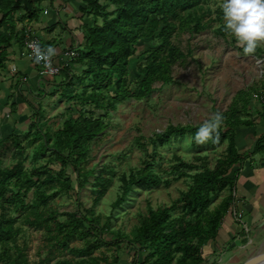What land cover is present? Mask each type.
I'll use <instances>...</instances> for the list:
<instances>
[{"label":"rangeland","instance_id":"rangeland-1","mask_svg":"<svg viewBox=\"0 0 264 264\" xmlns=\"http://www.w3.org/2000/svg\"><path fill=\"white\" fill-rule=\"evenodd\" d=\"M40 1L20 0L22 7L33 6L34 12L29 8L22 9V15L27 13L23 20L10 22L12 37L3 50L6 59L5 67L0 70V99L7 96V102L0 101V165L21 163L28 176L36 181V185L22 190L28 207L38 202L41 194H51L58 188H55L59 186L57 180L50 185L42 182L45 178L63 174V179H68L72 187L60 190L40 209L57 211L62 221L72 220L75 213L80 217L82 207L94 210L101 225L111 221L110 228L116 231L113 239L117 241L118 264H130L134 247L129 245L126 236L132 237L149 208L173 205L172 217L175 219L191 218L197 214V211L184 208V196L192 179L181 176L174 180V176L184 170L192 174L205 169L215 170L223 164L228 153V140L217 145L210 142L199 145L193 141L190 130L178 135L168 134L169 125L198 126L211 114L222 112L225 120L220 129L234 134L237 150V162L226 176L236 181L240 173L255 168L261 162L264 149L258 147L264 144V107L260 101L264 96V44L257 48L256 53L244 54L234 38L224 30L221 0H208L204 4L210 10L205 18V30L197 32L190 30L191 26L177 24L171 35L172 42L186 53L185 60L179 59L173 65L172 82L163 83L155 79L151 90L142 98L130 97L117 105L106 103L104 108H96L90 100L81 97L89 80L85 78L80 82L78 78L84 76L87 61L71 68L72 81H66L63 73L46 76L41 82L29 79L27 90L22 91V79L12 70V66L17 65L12 57L19 56V60L29 61L19 34H23L25 28L34 27L43 16L44 8L34 6H40ZM101 2L108 5V11L115 9L109 1ZM81 13L87 20L81 24L84 33L87 25L102 22L101 17ZM187 13L183 12L184 15ZM18 17L21 15L16 14L15 19ZM60 27L68 31L66 26ZM77 30L82 29L80 26L69 29L73 33ZM162 43L163 38L156 36L140 39L133 45L128 73L130 88L138 86L150 52ZM82 46L84 49H79V52H86L84 43ZM68 48H75V45ZM91 90L88 88V92ZM107 93L114 95L112 89ZM81 114L101 119L106 128L89 143V158L84 165L93 168V173L89 176V183L79 189L73 164L62 165L51 151L41 153L39 146L44 141L43 135L49 134L53 139L64 121L77 119ZM180 161L192 168L182 165L181 171L173 172ZM147 164L150 170L162 177V182L149 187L134 185L126 193L125 201L113 208L117 198L125 194L127 182H132L133 178L138 180V172ZM99 176L103 178L106 189L96 202ZM14 182L16 180L11 186ZM9 189L17 191L18 187ZM230 196L235 197L234 188L216 189L210 196L208 209L213 210ZM18 207L19 204L9 202V191L0 198V215L13 216L15 225L20 228L7 245L13 251L16 246L23 249L25 264H60L65 259L87 257L75 251L84 248L85 244V240L77 235L69 241L67 248H50L52 243L47 232L28 223L26 213H20ZM259 222L248 238L221 248L214 255L209 252L211 255H207L202 264H243L254 256L260 247H264V221L261 219ZM113 248L104 242L94 255L105 251L112 258ZM146 254L148 252H140V263L144 262ZM0 264H5V261L0 259Z\"/></svg>","mask_w":264,"mask_h":264},{"label":"trees","instance_id":"trees-1","mask_svg":"<svg viewBox=\"0 0 264 264\" xmlns=\"http://www.w3.org/2000/svg\"><path fill=\"white\" fill-rule=\"evenodd\" d=\"M107 1L115 6L114 10L108 11V5L103 4L101 0H82L86 3L80 7L82 14L91 13L101 17L102 22L96 21L86 26L84 42L79 45L77 57L61 72L66 81H72L74 77L71 74V68L73 69L77 63L87 61L84 76L78 78L80 82H84L85 78L89 80L85 90L81 92V97L84 100H90L96 108H104L106 103L117 105L130 97L142 98L151 90L155 79L163 83L172 82L174 63L186 58V53L171 40L173 31L177 24L191 26L190 30L197 32L205 30L207 28L205 18L210 12L209 8L204 6L208 0ZM21 5L20 0H0V70L5 67L4 46L12 37L10 22L23 20L27 13L22 15V9L29 8L32 13L34 12L33 6L27 8ZM192 9L195 10L194 13ZM185 11H188L187 15L183 14ZM16 14L21 17L15 19ZM19 36L23 44L24 35L19 34ZM156 36H161L163 43L150 52L146 65L141 71L142 77L138 81V86L130 88L128 73L133 45L140 39H152ZM83 43L86 52H79V49H84ZM88 88L92 89L91 92H88ZM108 89L113 90V96L107 93ZM72 97L70 95V98ZM198 126L169 125L168 134L178 135L190 130L195 141L194 134ZM105 128L101 119L91 115L81 114L77 119H67L53 139L49 134L43 135L44 141L39 146L40 152L51 151L55 159L64 166L71 162L78 175V188H84L89 183L90 174L93 173V168H87L84 165L89 158V143L104 133ZM219 131V143L209 142L217 145L228 140V153L223 164L215 170L205 169L195 174L184 170L173 178L179 180L181 176H185L192 179L184 196V208L191 212L197 211V214L191 218L175 219L172 217L173 205L162 204L149 208L148 212L142 216L132 237L126 236L129 245L134 247L130 264H202L204 262L206 258L204 248L208 242L216 241L223 219L233 202V197L230 196L219 206L209 210L210 196L216 189L234 188L236 183L235 178L226 176L237 162L236 138L229 131L222 129ZM259 148L264 149V144L259 145ZM181 163L183 162L180 161L174 166L173 172L181 171L182 165L192 168L191 165ZM62 176L63 174H59V176L51 175L45 178L42 182L50 185L57 180L59 186L56 185L55 188H58L51 194H41L39 201L28 207L22 190H28L30 186L36 185V181L28 176L21 163L4 167L0 165V198L9 191V202L19 204L20 207L17 210L20 213H26L28 223L43 228L47 232L52 243L50 248H67L69 241L76 235L85 240L84 248L75 251L87 257L79 260L65 259L60 264H118L120 257L115 248L117 241L113 239L116 231L110 228L111 221L107 220L101 225L94 210L85 207H82L80 217L75 213L72 220L65 221L60 219L59 213L55 210L40 209L41 205H47L60 190L72 187L71 182L63 179ZM138 176V180L133 178L132 182H127L124 187L125 194L117 198L113 208L125 201L126 193L134 185L149 187L162 182V177L150 170L149 164L138 172ZM98 179L96 202L104 195L106 189L103 178L99 176ZM14 180L16 182L11 186ZM16 186L17 191H10V187ZM15 223L16 218L13 216L0 215V259H3L5 264H25L26 261V254L22 248L16 246L13 251L7 245L20 231ZM104 242L114 247L112 258H109L105 251L94 255L95 250ZM140 252H148L144 262L141 263L138 259Z\"/></svg>","mask_w":264,"mask_h":264},{"label":"crops","instance_id":"crops-1","mask_svg":"<svg viewBox=\"0 0 264 264\" xmlns=\"http://www.w3.org/2000/svg\"><path fill=\"white\" fill-rule=\"evenodd\" d=\"M39 3L40 6L37 4L36 7L37 9L44 8L43 16H40L39 22L31 27L32 29H25H30L36 34L42 40L44 47L54 48L56 55L73 45L78 49L84 37V27L82 28L81 24L87 22L86 18L80 15V7L84 6L82 0H41ZM31 24L33 25V22ZM60 26H66L68 31ZM79 26L82 30H77L75 33L69 31L70 27ZM13 57L17 65H13L12 70L22 79V91L27 90L29 79L44 81L38 76L33 63L19 60V56ZM5 97L0 99L3 103L6 100ZM261 159L258 166L248 168L236 179L232 205L223 219L216 241L206 244L204 248L206 256L209 252L214 255L218 252L217 250L248 238L252 228L260 223L259 220L264 221V157Z\"/></svg>","mask_w":264,"mask_h":264},{"label":"clouds","instance_id":"clouds-1","mask_svg":"<svg viewBox=\"0 0 264 264\" xmlns=\"http://www.w3.org/2000/svg\"><path fill=\"white\" fill-rule=\"evenodd\" d=\"M224 30L231 35L237 47L243 53L254 54L264 44V0H221ZM37 62L48 61L55 53L54 48L42 50L39 45L33 48ZM225 117L222 112H215L204 120L196 129L194 139L197 144L209 141L219 143L220 128Z\"/></svg>","mask_w":264,"mask_h":264},{"label":"built area","instance_id":"built-area-1","mask_svg":"<svg viewBox=\"0 0 264 264\" xmlns=\"http://www.w3.org/2000/svg\"><path fill=\"white\" fill-rule=\"evenodd\" d=\"M23 47L27 59L33 63L37 69L38 76L44 80L46 76H59L66 65H70L78 55V49L68 48L66 51L59 55L53 54L48 61L41 60L37 62L33 51L34 46L39 45L42 50H46L42 40L34 34L30 29L24 30ZM264 107V96L260 99Z\"/></svg>","mask_w":264,"mask_h":264},{"label":"water","instance_id":"water-1","mask_svg":"<svg viewBox=\"0 0 264 264\" xmlns=\"http://www.w3.org/2000/svg\"><path fill=\"white\" fill-rule=\"evenodd\" d=\"M263 258H264V253L263 254H256V255L250 257L249 259H247L243 264H254Z\"/></svg>","mask_w":264,"mask_h":264},{"label":"bare ground","instance_id":"bare-ground-1","mask_svg":"<svg viewBox=\"0 0 264 264\" xmlns=\"http://www.w3.org/2000/svg\"><path fill=\"white\" fill-rule=\"evenodd\" d=\"M263 253H264V247L262 246V248L260 247L256 254H263ZM256 254H255V255H256ZM254 264H264V258L261 259V260H259V261H257V262L254 263Z\"/></svg>","mask_w":264,"mask_h":264}]
</instances>
